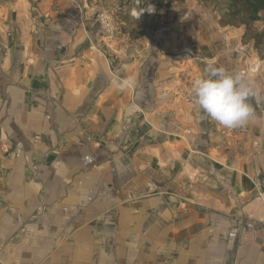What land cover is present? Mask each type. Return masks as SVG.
<instances>
[{
  "label": "crops",
  "instance_id": "1",
  "mask_svg": "<svg viewBox=\"0 0 264 264\" xmlns=\"http://www.w3.org/2000/svg\"><path fill=\"white\" fill-rule=\"evenodd\" d=\"M96 2L0 0V264H264L254 39L199 0L107 34ZM209 62L252 81L244 126L195 104Z\"/></svg>",
  "mask_w": 264,
  "mask_h": 264
},
{
  "label": "clouds",
  "instance_id": "2",
  "mask_svg": "<svg viewBox=\"0 0 264 264\" xmlns=\"http://www.w3.org/2000/svg\"><path fill=\"white\" fill-rule=\"evenodd\" d=\"M204 71L191 85L195 104L225 128L247 124L253 116L249 98L257 94L252 81L243 72H229L211 62Z\"/></svg>",
  "mask_w": 264,
  "mask_h": 264
},
{
  "label": "rangeland",
  "instance_id": "3",
  "mask_svg": "<svg viewBox=\"0 0 264 264\" xmlns=\"http://www.w3.org/2000/svg\"><path fill=\"white\" fill-rule=\"evenodd\" d=\"M100 9L95 11L97 19H106L105 31L107 34H114L116 31H122L123 28L118 25L119 21L124 20L126 22V27L124 30L129 31L130 26L132 30L142 31L145 29L146 24L150 22L140 19H135L131 17L130 12L133 9L136 1H141L146 5H151L152 3L157 6V16H167V15H181V9L183 5L187 3V0L175 1L172 3H159L157 0H96ZM204 1L203 3L197 4L195 9L193 4L190 6V10L196 11L195 13H213V12H226L229 9L230 0H199ZM194 2V1H192ZM223 16V15H222ZM223 18V17H222ZM118 22V23H117ZM153 22V21H152ZM222 22H228L223 19ZM152 24V23H151ZM264 21L254 24V29L263 31ZM123 30V31H124ZM254 32L246 35V40L254 35ZM250 35V36H249ZM264 48V41L263 47ZM259 55H264L262 51H258Z\"/></svg>",
  "mask_w": 264,
  "mask_h": 264
},
{
  "label": "trees",
  "instance_id": "4",
  "mask_svg": "<svg viewBox=\"0 0 264 264\" xmlns=\"http://www.w3.org/2000/svg\"><path fill=\"white\" fill-rule=\"evenodd\" d=\"M159 3H172L174 0H157ZM182 1V0H175ZM224 20L225 25L231 26H244L247 30V34L254 32L250 38L254 39L255 46L258 51H263L264 41V26L263 31H257L254 29V24L264 21V0H230L229 9ZM250 36V35H249Z\"/></svg>",
  "mask_w": 264,
  "mask_h": 264
},
{
  "label": "built area",
  "instance_id": "5",
  "mask_svg": "<svg viewBox=\"0 0 264 264\" xmlns=\"http://www.w3.org/2000/svg\"><path fill=\"white\" fill-rule=\"evenodd\" d=\"M130 15L135 19L145 20L152 23V21H156L158 19L157 6L154 3L146 5L141 1H136L133 9H131ZM251 71L256 74L259 72V68L252 69ZM241 72H243L246 76L248 75L245 71Z\"/></svg>",
  "mask_w": 264,
  "mask_h": 264
}]
</instances>
